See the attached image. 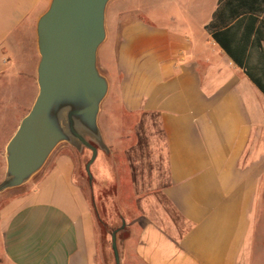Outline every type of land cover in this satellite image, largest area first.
<instances>
[{
    "label": "crops",
    "instance_id": "0c3cea01",
    "mask_svg": "<svg viewBox=\"0 0 264 264\" xmlns=\"http://www.w3.org/2000/svg\"><path fill=\"white\" fill-rule=\"evenodd\" d=\"M50 1L0 0V181L17 97L38 91L36 23ZM218 1L106 5L104 148L91 168L96 184L105 163L116 169L125 192L120 264H264V93L206 31ZM77 168L61 144L23 193H0V264H105Z\"/></svg>",
    "mask_w": 264,
    "mask_h": 264
},
{
    "label": "water",
    "instance_id": "95a60500",
    "mask_svg": "<svg viewBox=\"0 0 264 264\" xmlns=\"http://www.w3.org/2000/svg\"><path fill=\"white\" fill-rule=\"evenodd\" d=\"M109 1L51 0L39 16L38 92L5 146L6 171L0 193L28 182L64 142L91 150L85 165L91 183L90 166L98 147L104 148L98 115L108 81L97 67V51L105 39ZM118 230L111 233L115 264H120Z\"/></svg>",
    "mask_w": 264,
    "mask_h": 264
},
{
    "label": "trees",
    "instance_id": "16d2710c",
    "mask_svg": "<svg viewBox=\"0 0 264 264\" xmlns=\"http://www.w3.org/2000/svg\"><path fill=\"white\" fill-rule=\"evenodd\" d=\"M205 29L264 93V0H219Z\"/></svg>",
    "mask_w": 264,
    "mask_h": 264
},
{
    "label": "rangeland",
    "instance_id": "374dc122",
    "mask_svg": "<svg viewBox=\"0 0 264 264\" xmlns=\"http://www.w3.org/2000/svg\"><path fill=\"white\" fill-rule=\"evenodd\" d=\"M21 57V56H20ZM25 61L23 60V63ZM13 68L15 69V65H13ZM31 82L36 83V77H31ZM27 82V81H26ZM24 82L21 83L23 87L26 88L27 83ZM32 87L35 88V85L32 84ZM38 92V91H37ZM37 92H22V96L17 97L16 104H18L17 108H22V111L20 113L16 110H14V115L18 117V119H10L7 124V131H9L10 134L17 128V125L19 123V118L25 114L26 109L29 110V104L34 101ZM20 93V92H19ZM30 102V103H29ZM29 103V104H28ZM33 103V102H32ZM28 104V105H27ZM28 106L25 108V106ZM116 119V118H115ZM128 129H122V137H127V131ZM89 140L96 144L93 140L89 138ZM61 144H67V148L76 156L77 163H78V175L81 179V184L89 197V199L93 200L94 203V210H95V234L97 239V246H98V256L99 260H103L105 264H115L114 261V254L111 247V233L113 230L120 228L123 221V210L119 209V206L122 204H125V196L123 193V190L119 193L118 188L115 187V185H112L111 181L115 180V176L113 174L116 173V169L112 170V168H108V166L105 165V173L107 174V178L104 179L103 183L99 181L97 184L95 181L96 178H94L91 183L89 182V176L85 170V165L87 161L89 160L91 156V150L84 147V145H81V149H77L74 146L70 145L69 143H61ZM61 144H59L57 147H59ZM97 145V144H96ZM113 155H117V151L114 149ZM90 172L91 175L94 173V165L90 166ZM111 183V184H110ZM97 186V187H96ZM26 187L19 186L16 188L9 189V199L14 197L15 195H18L20 193H23L25 191ZM124 227L120 228L118 233L120 232V236L123 238L124 236ZM117 233V235H118Z\"/></svg>",
    "mask_w": 264,
    "mask_h": 264
}]
</instances>
